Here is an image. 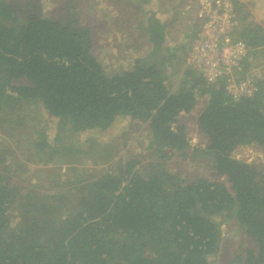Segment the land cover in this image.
<instances>
[{"label": "trees", "instance_id": "trees-1", "mask_svg": "<svg viewBox=\"0 0 264 264\" xmlns=\"http://www.w3.org/2000/svg\"><path fill=\"white\" fill-rule=\"evenodd\" d=\"M45 1L0 0V264H212L229 219L252 243L231 264H264V164L233 157L264 151V87L232 101L182 55L172 91L164 27L143 10L138 41L147 33L154 51L108 75L83 0H51L53 11ZM239 19L235 38L264 46L263 28ZM202 101L195 120L205 145H192L179 120ZM38 107L56 122V143ZM119 118L145 126L147 153L88 175L76 164L84 149L62 133H103Z\"/></svg>", "mask_w": 264, "mask_h": 264}, {"label": "rangeland", "instance_id": "rangeland-1", "mask_svg": "<svg viewBox=\"0 0 264 264\" xmlns=\"http://www.w3.org/2000/svg\"><path fill=\"white\" fill-rule=\"evenodd\" d=\"M141 1L142 0H120L119 4H117L116 0H83L84 5L87 7L84 9V15L87 18L86 22L90 25L94 34V54L101 62L108 75L115 74L120 70L130 69L129 63L131 60L128 61L129 63L123 62L121 57H124V55L120 54L123 52L122 49H120V51L118 49V52L115 54L113 53V47H115V43H123L124 40L122 39L125 35L131 32H135L138 35L136 31L141 32L142 26L140 25V21H143V18L144 20L146 19L145 15L141 13L143 9H146ZM235 2L237 9H241V5H244L243 2L245 3V9L248 14H250V20H255L257 18L256 16L260 17L257 13L263 16L260 7L264 6V0H235ZM44 7L45 11H53L55 5L51 0H46L44 2ZM114 12L120 15L122 25L120 30L113 22ZM248 18L249 17H247V21L249 22ZM126 19L130 20L126 22ZM115 38L117 40H115ZM143 42V46L140 50H145L143 53L139 54V57L147 55L151 50V44L148 45V42L145 40ZM177 60L178 59H175L169 64V73L172 74V87H170L172 91H176L177 88H179L177 86L179 85L183 70L186 67ZM203 105L204 101H202L198 108L190 114H183L179 120L180 123L186 125L187 134L191 139L192 145H205V140L197 131L195 120L199 113V109ZM35 111L42 117L41 124H45L47 127L50 142L56 143L57 141H55V139L58 135V126L56 122L40 107ZM62 134L64 138L62 140L63 142L68 138L67 142L73 140V144L77 142L84 149L83 153L80 154V161L78 160L76 164H78L81 170L86 171L88 175L92 172L108 169L112 162H109L110 158L113 159V162H116L119 158L125 161L137 157V155L146 154L147 145L149 143V136L145 126L134 121L132 122L129 118L117 119L113 127L103 133L90 132L83 135L74 134L68 136L69 132L66 131ZM243 148L244 149L239 148L233 154V157L247 163L264 164V154H262L264 151L251 146ZM104 149H106V154ZM102 154L106 155V157L102 158ZM67 161L71 163L70 159ZM33 166L37 168L35 165ZM48 166L49 167L46 168L51 171L56 168L53 173H58L62 181H65V177L66 180H76V176L72 174L66 176L67 166L62 165L60 167L55 164H50ZM58 166L61 170H59ZM192 168H194V166H191V169ZM31 171L34 172L33 169ZM84 175L87 176L86 174ZM37 176L45 177L41 172H37ZM63 177L64 180L62 179ZM213 179L226 183L224 178L216 175L213 176ZM44 182L45 180H43V178L42 180L40 179V183ZM217 221L222 222L223 220L222 218H218ZM222 228L224 229V238H222L221 232L222 243L220 252L217 256H212L210 258L209 261H211L212 264H231L234 259L241 254L242 250L252 247L250 239L234 219L224 220L221 224V229Z\"/></svg>", "mask_w": 264, "mask_h": 264}, {"label": "built area", "instance_id": "built-area-1", "mask_svg": "<svg viewBox=\"0 0 264 264\" xmlns=\"http://www.w3.org/2000/svg\"><path fill=\"white\" fill-rule=\"evenodd\" d=\"M196 3L198 32L185 54L186 65L198 70L208 85L222 82L232 101L254 98L260 91L257 81L237 74L242 71L249 47L235 38L239 23L235 0Z\"/></svg>", "mask_w": 264, "mask_h": 264}, {"label": "crops", "instance_id": "crops-1", "mask_svg": "<svg viewBox=\"0 0 264 264\" xmlns=\"http://www.w3.org/2000/svg\"><path fill=\"white\" fill-rule=\"evenodd\" d=\"M141 2L143 3V5H145L144 7L146 9H143V11L145 12L147 18H149L150 16L155 17V19L159 20L160 25L164 27V31H162L161 33L162 41L161 39L158 40V42L161 41V49L168 51L167 55L171 57L172 61L181 58L182 55L185 56L188 48L190 47L193 39L196 37L198 32L196 0H142ZM243 4L244 5H241L240 10H237L236 7L239 22L237 29L242 26V22H240L239 16H245L244 24H246V27L251 26L250 22H254V24L256 23L260 25L264 30V6L260 7L261 11L263 12V16L257 13V15H259L260 17L256 16L257 18L255 17V20H250V14H248L247 10L245 9L244 2ZM247 17H249V22L247 21ZM113 22L116 27L120 28L122 26L120 15H118L117 12H114L113 14ZM138 35L135 32H131L128 35H125V37H123L122 39L124 40L123 43H115L116 45L114 44L115 47H113V53L116 54L118 52V49L119 51L120 49H122L123 52L120 54L124 55V58H126V62L138 58L139 54L143 53V51L145 50H137L139 44ZM147 35V33H143L140 42L146 40L149 37V35ZM115 40L117 39L115 38ZM149 44L150 43H148V45ZM152 45L153 44H151V52L154 51V47ZM122 58L123 57H121V60ZM237 74L240 78L253 77L260 87H264V46H260L254 49H248V54L243 63L242 71Z\"/></svg>", "mask_w": 264, "mask_h": 264}, {"label": "water", "instance_id": "water-1", "mask_svg": "<svg viewBox=\"0 0 264 264\" xmlns=\"http://www.w3.org/2000/svg\"><path fill=\"white\" fill-rule=\"evenodd\" d=\"M243 148V147H242Z\"/></svg>", "mask_w": 264, "mask_h": 264}]
</instances>
